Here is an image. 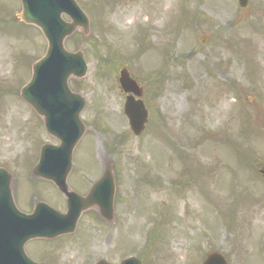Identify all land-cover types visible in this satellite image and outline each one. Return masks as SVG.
I'll list each match as a JSON object with an SVG mask.
<instances>
[{"label": "rangeland", "instance_id": "374dc122", "mask_svg": "<svg viewBox=\"0 0 264 264\" xmlns=\"http://www.w3.org/2000/svg\"><path fill=\"white\" fill-rule=\"evenodd\" d=\"M92 33L80 45L89 74L70 80L87 126L69 185L81 194L112 161L116 221L82 216L76 233L34 241L27 253L47 264H264V0H77ZM19 0H0V166L15 177L18 207L37 200L65 212V200L31 178L43 144L58 145L19 97L46 42L17 24ZM204 37L202 40L201 37ZM145 87L149 123L135 137L124 115L119 71Z\"/></svg>", "mask_w": 264, "mask_h": 264}, {"label": "water", "instance_id": "95a60500", "mask_svg": "<svg viewBox=\"0 0 264 264\" xmlns=\"http://www.w3.org/2000/svg\"><path fill=\"white\" fill-rule=\"evenodd\" d=\"M22 23L34 26L43 33L48 43L45 56L33 65L31 82L22 89V98L44 121L48 133L60 141V146L44 145L38 164L32 170L35 179L56 185L67 199V213L62 214L43 202H36L32 214H24L15 205L13 176L0 169V264H37L25 253V245L35 239L53 240L73 234L83 213L95 210L109 223L115 221L116 183L112 161L106 162L101 179L86 197L73 192L67 183L72 171L73 153L86 132L80 120L85 99L74 93L69 80H82L88 66L81 48L70 53L67 39L76 32L91 34L90 20L75 0H20ZM106 1V0H98ZM241 8L248 0H238ZM67 16L70 21L64 20ZM125 93L141 98L143 90L127 69L119 79ZM125 114L132 132L140 136L148 122V112L142 101L131 96L127 99ZM98 264H107L101 261ZM122 264H142L131 258ZM203 264H227L223 255L212 253Z\"/></svg>", "mask_w": 264, "mask_h": 264}]
</instances>
